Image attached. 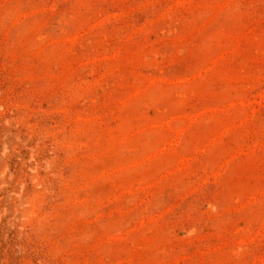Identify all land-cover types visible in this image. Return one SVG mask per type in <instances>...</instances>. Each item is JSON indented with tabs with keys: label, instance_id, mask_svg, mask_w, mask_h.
I'll return each mask as SVG.
<instances>
[{
	"label": "rangeland",
	"instance_id": "obj_1",
	"mask_svg": "<svg viewBox=\"0 0 264 264\" xmlns=\"http://www.w3.org/2000/svg\"><path fill=\"white\" fill-rule=\"evenodd\" d=\"M6 166L3 264H264V0H0Z\"/></svg>",
	"mask_w": 264,
	"mask_h": 264
},
{
	"label": "clouds",
	"instance_id": "obj_2",
	"mask_svg": "<svg viewBox=\"0 0 264 264\" xmlns=\"http://www.w3.org/2000/svg\"><path fill=\"white\" fill-rule=\"evenodd\" d=\"M6 124H9L8 121H6ZM4 151L6 153L7 151V145H4ZM34 149H31L30 150V155H29V159H28V163H34L36 161V156L33 155ZM51 165L50 164H47L46 165V170L47 169H50ZM9 166H6L2 171H0V179H8V180H13L15 179L14 176H9L8 173H9ZM28 172L30 173V176L28 178L27 181L21 183L19 185V191H16L14 192L12 195L15 197V200L17 201V205L16 207L14 208V213L17 217V225H21L22 223H26L27 222V215H22L21 212L30 207V204L27 200V197L25 196V189L27 188V184L28 182L30 181V183H32V178L35 177L36 173H37V169L35 167H32V168H29L28 169ZM209 207L212 209L213 212L216 211L215 207L212 206V205H209ZM13 227H16V225H13ZM19 229V227H16V229ZM195 229H191L187 234L188 235H193L195 234ZM18 251L21 255L24 254L23 252V249L22 248H18ZM0 264H3V261L0 260Z\"/></svg>",
	"mask_w": 264,
	"mask_h": 264
}]
</instances>
